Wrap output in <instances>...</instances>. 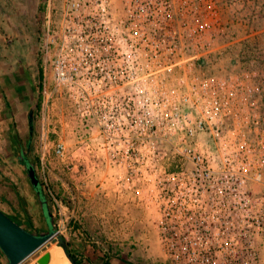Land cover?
<instances>
[{
  "label": "rangeland",
  "instance_id": "1",
  "mask_svg": "<svg viewBox=\"0 0 264 264\" xmlns=\"http://www.w3.org/2000/svg\"><path fill=\"white\" fill-rule=\"evenodd\" d=\"M195 9L198 30L192 40L194 49H182L183 59L177 64L149 61L140 65L139 72L145 81L133 87L138 86L140 90L145 82L148 91L131 98L137 111L135 115L140 118L143 113L138 110L144 105V115L152 125L139 123L136 127H127L109 122L98 125L92 112L78 111L67 96H62L49 105L46 122L50 125L45 126L41 118L40 90H37L41 75L37 47L31 48L34 50L28 70L34 87L25 82V88L12 91L6 83L2 84L7 96L1 89L0 156L6 167L0 164V171L27 200V216L38 228L41 211L25 173L14 160L9 141L11 125L16 123L17 134L26 142L24 118L28 108L36 103L30 158L36 166L41 135L59 139L63 144V157L50 156L47 161L49 178L44 196L54 229L65 239L68 251L80 264H97L100 258L115 255L134 264H173L163 252L159 239L158 226L164 219L160 203H179L187 194L185 188L196 187L193 175L180 174H193L194 163L189 151L207 159L217 171L227 155L246 150L243 139L251 145V155L261 154V157L232 158L227 161L229 165L225 163L230 171L231 194L227 200L240 203L243 191L236 189L233 184L236 182L251 200L261 203L263 223L258 239L264 250V0H196ZM35 31L36 44L38 25ZM180 79H183L181 91L186 92L192 86L197 94L181 95L177 101L172 91ZM217 79L224 81L226 89L236 92L234 99L240 98L241 91L248 99L245 106L241 105L243 110L239 111L237 126L230 117L217 127L218 136L237 138L240 144L223 142L220 145L214 127L192 136L187 133L188 128L194 129V121L201 115L198 105L209 104L213 95L198 97L201 82ZM174 104L178 105L177 116L169 108ZM246 119L247 123H243ZM256 121L257 125L253 123ZM168 173L174 175L167 176ZM256 175L259 181L254 180ZM243 176L245 181L239 185ZM201 195V203H206V193ZM212 195L215 199L221 196ZM52 196L61 207L54 206ZM0 210L15 219L8 203L0 200ZM258 262L264 263V254L258 257Z\"/></svg>",
  "mask_w": 264,
  "mask_h": 264
},
{
  "label": "built area",
  "instance_id": "2",
  "mask_svg": "<svg viewBox=\"0 0 264 264\" xmlns=\"http://www.w3.org/2000/svg\"><path fill=\"white\" fill-rule=\"evenodd\" d=\"M195 2L39 0L40 9L35 22L39 30L36 47L41 75L37 90L41 95L43 124L50 125L46 119L49 118L51 102L67 96L78 111L92 112L98 125L107 122L127 127H136L139 123L152 125L144 115V105L138 110L143 113L140 118L135 115L137 111L131 98L136 93L146 94L148 87L142 82L139 90L133 84L145 81L139 72L143 62L177 64L183 59L182 49H194L192 40L198 30ZM251 75L256 76V73ZM182 83L183 79H180L178 87L172 91L177 101L181 95L197 94L192 86L186 92L181 91ZM223 83L218 79L201 82L198 97L213 95L209 104L198 105L201 115L195 119L194 129L188 128L187 133L192 136L195 132L214 127L220 145L223 142L240 144L237 138L218 136L217 127L230 117L237 126L239 111L243 110L241 105L245 106L248 99L244 91L238 90L240 98L234 99L236 92L226 89ZM169 108L178 115V105ZM242 122L247 123V119ZM253 123L258 124L257 121ZM38 142L39 161L34 171L45 194L49 178L47 161L50 156L63 157L64 147L59 139H49L44 135ZM242 143L247 145L246 150L227 155L225 163L232 158L248 160L261 157V154L251 155V145L244 139ZM189 154L194 163L193 174H180L193 175L196 187L184 189L187 194L181 199L183 203L180 200L179 203H160L164 219L158 229L163 252L173 264H257L255 241L262 231L261 203L251 200L236 182L233 183L236 189L243 191L240 203H229V163H223L219 170L214 171L207 159L190 151ZM254 180L259 181V175ZM244 181L243 176L238 184ZM202 193H206V203L199 199ZM213 193L220 194V198L215 199ZM52 200L54 206L61 207L53 196ZM0 264H7L3 254H0Z\"/></svg>",
  "mask_w": 264,
  "mask_h": 264
},
{
  "label": "crops",
  "instance_id": "3",
  "mask_svg": "<svg viewBox=\"0 0 264 264\" xmlns=\"http://www.w3.org/2000/svg\"><path fill=\"white\" fill-rule=\"evenodd\" d=\"M39 9V0H0V90L4 89L3 83H6L12 91L18 87L25 88L27 84L30 88L34 87L28 70L31 69L34 50L31 48L37 46V40L36 44L34 42L35 16ZM38 62L40 63L39 57ZM3 91V94L7 96L6 91ZM257 241L255 247L259 249L258 257H261L264 250L261 244L259 245V239ZM97 264L134 263L115 255L100 258Z\"/></svg>",
  "mask_w": 264,
  "mask_h": 264
},
{
  "label": "water",
  "instance_id": "4",
  "mask_svg": "<svg viewBox=\"0 0 264 264\" xmlns=\"http://www.w3.org/2000/svg\"><path fill=\"white\" fill-rule=\"evenodd\" d=\"M26 176L29 179L35 195L42 199L39 182L34 168L25 158ZM48 219L46 211L43 212ZM51 244L60 247L70 264H76L71 254L67 251V242L58 232L51 228L47 233H31L23 226L17 224L0 210V252L7 264H47L49 254L46 250Z\"/></svg>",
  "mask_w": 264,
  "mask_h": 264
},
{
  "label": "trees",
  "instance_id": "5",
  "mask_svg": "<svg viewBox=\"0 0 264 264\" xmlns=\"http://www.w3.org/2000/svg\"><path fill=\"white\" fill-rule=\"evenodd\" d=\"M11 130L12 131H11L10 136H9L11 151H12V154L14 156V160L21 167V169L23 170V172L26 175L24 159L26 158L29 161V164L33 168L35 166L34 160L33 159L31 160V158H30L31 149L25 151L23 148H20L19 144H17V142L15 141V138H14L15 133H13L12 127H11ZM19 149H20V151H22L23 157L19 156V152H18ZM0 164L2 166L6 167V164L3 161L1 156H0ZM25 179H26V182L29 186V189H30L32 195L34 196L36 202L38 203L39 209L41 211L40 218L37 219L39 230H46L47 227H53L54 225H53V222L51 219L50 210H49V207L47 205L48 202L46 200V197L44 196V193L41 191L42 199L39 200L37 198V196L35 195V192H34L32 186L30 185L28 177L26 176ZM0 192H2V193H0L1 202L8 203V205L10 206V209L12 211L11 214L15 218V219L12 218L13 221H15L17 224L23 226L27 231H29L31 233H37V234L45 233V232H40V233L36 232V231H38L37 226L32 221V219L27 216V208H26L27 200L20 194V192L18 191V188L15 186V183L13 181H11V179L9 177L4 175L2 173V171H0ZM9 194L12 197L9 196L10 198L7 199L6 196ZM44 211H46L48 214V221H45V217H43ZM46 222H48L49 225H47ZM67 251H68V249H67ZM0 254L2 255L1 252H0ZM71 256L73 257L76 264H80L79 261L77 260V258L73 254H71Z\"/></svg>",
  "mask_w": 264,
  "mask_h": 264
},
{
  "label": "flooded vegetation",
  "instance_id": "6",
  "mask_svg": "<svg viewBox=\"0 0 264 264\" xmlns=\"http://www.w3.org/2000/svg\"><path fill=\"white\" fill-rule=\"evenodd\" d=\"M36 108H37V104L33 103L28 108V111L26 112V115H25V118H24V121H25V124H26V127H27V139H26L25 143H23V140H21V137L16 132L17 124L15 123L16 120L14 119V115H12V119H13V121L15 123V126L11 125V127L13 129V133H15V135H14L15 141L17 142V144H19L20 148H23L25 151L29 150L30 146H31V136H32V132H33V125H34V120H35ZM18 152H19V156L23 157L22 156V151H20V149H19ZM51 228H53V227H47L46 230L37 229L38 231H36V232H38V233H40V232L47 233Z\"/></svg>",
  "mask_w": 264,
  "mask_h": 264
},
{
  "label": "bare ground",
  "instance_id": "7",
  "mask_svg": "<svg viewBox=\"0 0 264 264\" xmlns=\"http://www.w3.org/2000/svg\"><path fill=\"white\" fill-rule=\"evenodd\" d=\"M46 252L49 254V261L47 264H70L62 249L55 244H51Z\"/></svg>",
  "mask_w": 264,
  "mask_h": 264
}]
</instances>
